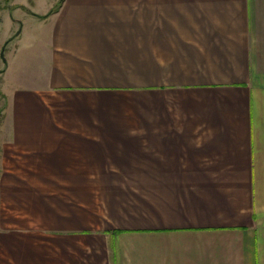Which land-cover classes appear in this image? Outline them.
<instances>
[{"label":"crops","instance_id":"0c3cea01","mask_svg":"<svg viewBox=\"0 0 264 264\" xmlns=\"http://www.w3.org/2000/svg\"><path fill=\"white\" fill-rule=\"evenodd\" d=\"M61 1L25 2L0 264H264V0Z\"/></svg>","mask_w":264,"mask_h":264},{"label":"rangeland","instance_id":"374dc122","mask_svg":"<svg viewBox=\"0 0 264 264\" xmlns=\"http://www.w3.org/2000/svg\"><path fill=\"white\" fill-rule=\"evenodd\" d=\"M9 1L6 0L8 6L12 4ZM16 1L17 3L12 5L13 7L5 9V0H0V155L5 149H7L5 152H8V144L13 131V117L11 116L10 119V115L5 116L8 96L13 94L16 88L28 90L40 88V83L44 79L36 54L37 38L41 30L36 16L26 9L25 2H29L28 4L34 12L33 8L36 7L39 12L47 14L54 7L60 9V0ZM47 16L49 15L44 18ZM1 169H3L2 163L0 164V173ZM2 180L0 178V187L3 184ZM1 202L0 195V209L3 205Z\"/></svg>","mask_w":264,"mask_h":264},{"label":"trees","instance_id":"16d2710c","mask_svg":"<svg viewBox=\"0 0 264 264\" xmlns=\"http://www.w3.org/2000/svg\"><path fill=\"white\" fill-rule=\"evenodd\" d=\"M63 1L60 2V5L62 4Z\"/></svg>","mask_w":264,"mask_h":264},{"label":"water","instance_id":"95a60500","mask_svg":"<svg viewBox=\"0 0 264 264\" xmlns=\"http://www.w3.org/2000/svg\"><path fill=\"white\" fill-rule=\"evenodd\" d=\"M2 55H3V53H2Z\"/></svg>","mask_w":264,"mask_h":264}]
</instances>
